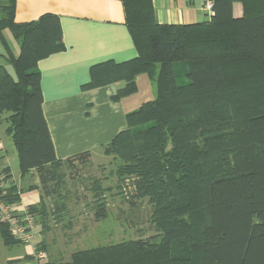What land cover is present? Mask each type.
Here are the masks:
<instances>
[{
  "label": "trees",
  "instance_id": "trees-1",
  "mask_svg": "<svg viewBox=\"0 0 264 264\" xmlns=\"http://www.w3.org/2000/svg\"><path fill=\"white\" fill-rule=\"evenodd\" d=\"M212 1L214 14L207 21L165 24L157 22L151 0H121L138 56L108 65V76H94L91 83L125 80L119 98L135 91L139 73L153 82L154 98L127 113L128 127L103 147L120 160L119 175H137L134 197H148L156 234L76 251L70 263L40 264H76L80 258L100 264L92 257L119 253L132 255V264H264V152L251 140L264 133V0ZM234 2L242 5L241 17H233ZM14 14L15 0H0V31L8 29L20 49L8 59L13 74L0 65V114L9 113L5 130L21 171L35 170L46 187L56 181L55 167L62 162L42 112L35 66L63 48L60 22L49 13L18 23ZM227 73L248 88L233 92L228 83L222 89ZM251 74L257 77L238 79ZM147 123L132 134L131 126ZM89 158L81 152L65 163ZM2 199L18 203L16 185ZM28 208L36 216L38 206ZM95 214L104 218L105 208ZM0 227L4 244L20 243L6 225ZM44 250L35 247L33 258Z\"/></svg>",
  "mask_w": 264,
  "mask_h": 264
},
{
  "label": "crops",
  "instance_id": "crops-1",
  "mask_svg": "<svg viewBox=\"0 0 264 264\" xmlns=\"http://www.w3.org/2000/svg\"><path fill=\"white\" fill-rule=\"evenodd\" d=\"M151 1L158 23L193 24L209 20L203 8L206 0ZM49 13L59 17L63 48L40 59L35 69L41 77L42 112L55 156L63 165L66 164L67 158L81 152H89L92 157L118 133L125 130L126 114L154 98V85L146 73H139L134 79L135 91L119 98L116 96L119 90L125 88V80L109 79L91 86L94 76V79L99 77L100 81L108 76L105 71L108 65L119 66L138 56L126 25L121 0H15L14 19L18 23L34 22ZM232 14L234 18L242 16L240 2L233 3ZM19 50V42L12 33L8 29L1 30L0 65L11 67L8 59L17 57ZM7 70L9 71L8 68ZM5 129L6 127L0 124V192L5 195L11 185H16L19 191V206H40L43 199L51 201L52 197L56 196L54 190L49 192L47 189L51 182L45 187L35 170L28 173L29 191L25 193L21 186L12 181L9 165L11 137ZM14 152L18 161L15 148ZM37 219L40 221L35 227V241H32L31 245L21 243L22 247H19L31 254L34 247L43 245L46 258H33L34 260L29 259V262L22 264H40L47 261L70 263L72 253L66 257L60 251L49 248L54 245H66L67 234L62 230L69 228L66 226L68 223L51 222L43 218L42 214H39ZM57 229L61 230V233H57ZM155 234L154 232L150 236ZM100 235L105 239L103 242L89 243L94 239H82V235L74 238L76 241L73 242L98 247L138 239L116 236L111 238L112 235L105 237L104 233H98V240ZM93 259L98 260L100 264H132L134 257L119 253L97 255L91 260ZM87 260L89 259L80 258L76 264H87Z\"/></svg>",
  "mask_w": 264,
  "mask_h": 264
},
{
  "label": "rangeland",
  "instance_id": "rangeland-1",
  "mask_svg": "<svg viewBox=\"0 0 264 264\" xmlns=\"http://www.w3.org/2000/svg\"><path fill=\"white\" fill-rule=\"evenodd\" d=\"M7 68L13 74L12 68L10 66H7ZM228 74L222 82V89L226 90L228 83L233 92H235V89L240 91L248 88V84H240L238 82H242V80H233ZM254 77H257V75L251 74L248 77L243 76L238 79H246L245 81H248ZM181 79L179 83L184 84L185 79ZM205 95L206 93L201 95V100H204ZM244 102L247 103L249 101ZM239 105L241 104H234V106ZM8 115L9 113L6 112L0 114V124L5 127L9 124L6 120ZM148 126L149 123L131 126L130 129L133 131L132 134H135L136 131L143 130ZM222 138L217 139V141L222 142ZM251 140L262 147L264 152V133ZM9 142L12 149L9 162L11 179L19 187L21 186L25 193L29 191L30 176L28 172L21 171L10 138ZM88 160L90 163L78 160L77 164L72 166L68 164L56 166V181L49 183L47 186L49 192L50 190L56 192V196L52 197L51 201L47 199L44 201L43 199V204L38 206L35 211V224L40 221L37 219L39 214H42L43 218L49 219L51 222H57L58 224L68 223L66 226L69 228L62 230V232L67 234L66 245L49 247L53 251H60L66 257L76 251L93 247H89V245L82 242H73L76 241L74 238L81 235L82 239L88 237L94 239L89 241V243H97L105 240L102 235H100L98 240V233H104L105 237L112 235L111 238L116 236L147 239L148 236L155 232V230H151L153 229L151 224L152 206L148 197H134L137 191V175H119L118 165H122L120 160L114 153H105L104 147L92 157L90 156ZM24 206L28 207L29 205ZM99 207L105 208L106 215L102 219H97L95 214ZM56 232L61 233V230L57 229ZM1 235L0 232V264L27 263L30 261L29 256L33 259L34 251L28 254L19 247H22V245L16 242L4 244ZM82 241L85 242L86 240Z\"/></svg>",
  "mask_w": 264,
  "mask_h": 264
},
{
  "label": "built area",
  "instance_id": "built-area-1",
  "mask_svg": "<svg viewBox=\"0 0 264 264\" xmlns=\"http://www.w3.org/2000/svg\"><path fill=\"white\" fill-rule=\"evenodd\" d=\"M203 8L208 17L214 14L212 0H206ZM2 195L0 192V224L7 226L9 234L15 240L25 245H31L35 236V216L27 206L6 202L2 199ZM33 251L35 252V247ZM36 256L38 259H43L46 257V253L39 251Z\"/></svg>",
  "mask_w": 264,
  "mask_h": 264
}]
</instances>
